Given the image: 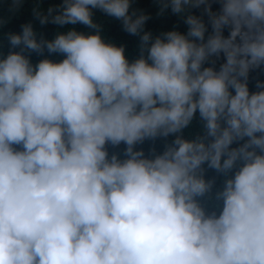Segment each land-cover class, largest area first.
Wrapping results in <instances>:
<instances>
[{"label": "clouds", "instance_id": "obj_1", "mask_svg": "<svg viewBox=\"0 0 264 264\" xmlns=\"http://www.w3.org/2000/svg\"><path fill=\"white\" fill-rule=\"evenodd\" d=\"M25 2L0 0V264H264V0H156L186 26L156 35L136 0H31L52 39L4 31Z\"/></svg>", "mask_w": 264, "mask_h": 264}, {"label": "trees", "instance_id": "obj_2", "mask_svg": "<svg viewBox=\"0 0 264 264\" xmlns=\"http://www.w3.org/2000/svg\"><path fill=\"white\" fill-rule=\"evenodd\" d=\"M61 0H44V7L46 8L49 5L59 4ZM133 8L142 9L146 13L151 15V19H149L146 22L145 30L146 31H152L154 35L159 34L161 31H168L172 30L173 26L178 25V30L181 32L186 31V26L183 24L182 20H180V17L173 14L170 10H166L163 15H157L159 11V4L156 2V0H136V2L132 5ZM32 7L33 3L31 0H26L25 4L23 5V8L21 11L12 16L9 23L4 28L5 32L12 31V32H20L21 31V25L32 21L34 28L39 31L43 32L48 39H52L56 32H57V26L49 24L47 26L41 27L39 25L38 21H35L32 17ZM219 5L213 4V10H218ZM196 14H199V10L194 9L193 10ZM0 16H8L7 12V5H4L3 9L0 10ZM96 17L102 18L101 14L99 12L96 13ZM207 19V17H205ZM103 23L106 25L105 28V36L109 40H112L116 42L117 44H125L127 46V53L130 57H134L137 55V45L139 42V38L137 36L129 35L128 33L124 32L121 27V23L115 19L112 18H103ZM78 30L87 31V29L84 28L82 25H77ZM226 36L228 35V30L225 29ZM5 50H7V44L5 41ZM42 57H38L35 54H33L32 59L33 61H37L41 59ZM52 59L59 60L62 57L59 56H52ZM259 79L261 81H264V67L261 69H257L250 73V80H249V88L252 91H255V83L256 80ZM124 145L121 144L116 147L109 146L110 153H117L122 156ZM155 147L157 151L162 150L163 147V141L157 140L154 143L152 141H145L142 145H138V148H143L145 153L147 154L151 148ZM214 173L209 171L208 176H212Z\"/></svg>", "mask_w": 264, "mask_h": 264}]
</instances>
